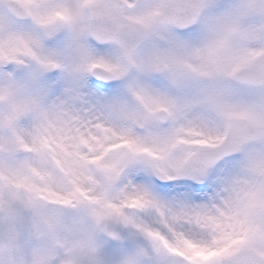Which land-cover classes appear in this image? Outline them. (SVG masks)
<instances>
[{"label": "snow or ice", "instance_id": "snow-or-ice-1", "mask_svg": "<svg viewBox=\"0 0 264 264\" xmlns=\"http://www.w3.org/2000/svg\"><path fill=\"white\" fill-rule=\"evenodd\" d=\"M0 264H264V0H0Z\"/></svg>", "mask_w": 264, "mask_h": 264}]
</instances>
